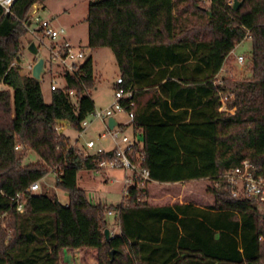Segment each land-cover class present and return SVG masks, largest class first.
I'll return each mask as SVG.
<instances>
[{
    "label": "trees",
    "instance_id": "1",
    "mask_svg": "<svg viewBox=\"0 0 264 264\" xmlns=\"http://www.w3.org/2000/svg\"><path fill=\"white\" fill-rule=\"evenodd\" d=\"M42 1L16 0L11 14L0 7V86L7 88L0 91V264H60L76 250L92 251L96 264H264V203L233 198L221 181L243 160L264 171V0H239L236 11L230 0H205L207 7L203 0L89 3L87 47L110 49L122 87L134 92L127 110L142 134L134 153L151 180L130 187L116 206L92 205L77 185L80 171H100L114 153L85 157L57 131L67 122L81 132L95 110L92 58L75 74L62 73L65 87L50 92L49 103L40 81L12 67ZM246 39L250 79L218 82ZM224 94L227 111H220ZM17 145L39 160L22 166ZM51 171L66 206L26 193ZM203 181L210 182L205 206L150 197L152 188ZM111 210L120 233L106 240Z\"/></svg>",
    "mask_w": 264,
    "mask_h": 264
},
{
    "label": "rangeland",
    "instance_id": "2",
    "mask_svg": "<svg viewBox=\"0 0 264 264\" xmlns=\"http://www.w3.org/2000/svg\"><path fill=\"white\" fill-rule=\"evenodd\" d=\"M95 0H43L37 5L39 11L38 17L45 19L49 22L54 29H64L66 33V39L70 40L73 46L81 49L89 50L87 47V23L86 16L88 11V5ZM204 5H206V1ZM231 4L233 0H230ZM35 11V7H34ZM33 11V12H34ZM182 19V18H181ZM26 27V26H25ZM27 30L26 34L20 39V51L18 53V60L12 62V67L19 69L22 75L31 76L32 68L36 64L39 58L43 57L45 60L46 73L41 76V89L43 91L44 99L46 103L50 102L49 87L53 79L61 86V71L59 69L50 68L47 52L45 49L40 48L37 56H33L27 51V45L30 43L37 44V40L41 37L40 30L37 28V24H32ZM46 42H48L46 40ZM251 49V42L249 39L244 40L242 43L235 47L234 53L229 56L225 61L221 73L217 76V81L222 79H228L232 81H244L250 79L248 54ZM90 51V50H89ZM93 63V73L96 81V87L90 91L91 100L94 102L95 109H105L111 105L114 99L113 84L117 77L120 76L117 63L110 49L99 48L95 51L89 52ZM237 56H242L244 61L242 64L237 63ZM49 67V68H48ZM5 86H0V91L6 90ZM225 95V94H224ZM223 95V96H224ZM227 96V95H225ZM147 99L145 96L142 101ZM223 108L227 111L226 101ZM222 109V111H224ZM231 113L233 111H230ZM117 119L123 123L126 122L124 115H118ZM88 122H91V118L88 117ZM58 125L57 131L63 136H66L70 145L75 143V140L79 136V133L70 127H63ZM62 128V130H60ZM103 127L100 123L94 121L90 124L85 132L81 135L78 146L84 145L89 140H95L96 146L90 152H95L98 147H103L105 150L111 148L110 144L102 143L95 139L96 133L102 131ZM129 134V131L127 132ZM17 155L21 158L22 166L35 163L39 159L29 149L19 146L16 151ZM125 172L119 168H101L100 171H86L82 170L77 174V185L83 189L86 193L87 199L90 203H101L107 206H116L123 200V179ZM56 174L51 171L47 176L42 178L39 183V190L35 194H45L48 197L56 196L60 203H68V196L66 193L61 192L55 188ZM210 185V182H191L189 184L183 183L177 186H164V188H152L150 197L152 201L171 204L174 202H192L197 206H205L209 203L210 196L206 193V188ZM156 190V191H154ZM154 191V192H153ZM157 194L164 195L160 197ZM106 220L108 223L113 222V217L106 214ZM86 254H81L79 263L81 264H95L96 261H90L88 256L94 259L93 252L87 251ZM70 256L64 255L60 264H75V262L69 258ZM86 258V260H85ZM95 260V259H94Z\"/></svg>",
    "mask_w": 264,
    "mask_h": 264
},
{
    "label": "built area",
    "instance_id": "3",
    "mask_svg": "<svg viewBox=\"0 0 264 264\" xmlns=\"http://www.w3.org/2000/svg\"><path fill=\"white\" fill-rule=\"evenodd\" d=\"M16 0H0V7L4 14H11V8ZM231 5V2H229ZM233 3V2H232ZM33 24H37L40 30L41 37L37 40L35 45L39 51L40 48L47 52L48 63L50 68L59 69L61 73L75 74L81 65L90 57L89 50L81 49L73 46L67 39L65 30L54 29L48 21L41 19L38 15H33ZM31 30V26H27ZM32 31V30H31ZM32 33H34L32 31ZM46 40L48 42H46ZM237 63L242 64L244 58L237 56ZM48 67V68H49ZM62 85L59 86L56 80L53 79L49 87V91L63 89L65 87L63 76L61 75ZM123 80L119 76L113 84L114 99L110 106L105 109H95L88 117L91 122H88V117L83 121V130L71 145L82 153L85 157H92L98 153L113 152L115 159L113 161H103L99 164L100 168L121 169L125 172L123 179L122 197H128V190L132 186L142 187L148 182H151L149 172L142 168V156L140 153H134V148H142V134L140 130H134V114L133 111L127 110V107H133V90L131 88H123ZM67 94L70 97H75L74 92L69 91ZM227 96H222L220 102L222 104L220 111H222ZM224 111H226L224 109ZM118 115H124L126 122L121 123ZM113 118L116 121V126L113 129L109 128L108 122ZM94 121L100 123L103 127L102 131L96 133L95 139L102 143L111 145L109 150L103 147H98L95 152H90L96 146L95 140H89L84 145L78 146L77 142L81 135L85 134L88 126ZM129 131V134L127 132ZM19 149L17 145L15 151ZM221 181L227 185L231 190L233 198L252 199L260 203H264V171H260L253 166L248 160H243L239 166L232 168L225 172ZM39 182H34L30 185L26 193L35 194L39 190ZM23 195H17L13 199L16 210L23 212ZM111 212H107L110 215Z\"/></svg>",
    "mask_w": 264,
    "mask_h": 264
},
{
    "label": "water",
    "instance_id": "4",
    "mask_svg": "<svg viewBox=\"0 0 264 264\" xmlns=\"http://www.w3.org/2000/svg\"><path fill=\"white\" fill-rule=\"evenodd\" d=\"M242 5V1H239V0H233V3H232V8L234 11H236L240 6ZM35 11L33 12V15L36 13V7L37 5L35 4ZM33 24V20H30L28 23H27V26H31ZM28 51L34 55V56H37L38 54V49L37 47L35 46L34 43L30 44L29 46V49ZM46 73V69H45V60L43 57L39 58L38 61L36 62V64L33 66L32 68V72H31V77L37 81H41V76L44 75ZM116 121L111 118L108 122V125H109V128L110 129H113L114 126H116ZM105 234V238L106 240L109 239V231L108 230H105L104 232Z\"/></svg>",
    "mask_w": 264,
    "mask_h": 264
},
{
    "label": "crops",
    "instance_id": "5",
    "mask_svg": "<svg viewBox=\"0 0 264 264\" xmlns=\"http://www.w3.org/2000/svg\"><path fill=\"white\" fill-rule=\"evenodd\" d=\"M39 11L40 10H37L36 9V15H38L39 14ZM67 38V37H66ZM70 43H71V41L70 40H68ZM33 43V42H32ZM32 43H30V44H32ZM30 44H28L27 45V51H28V49H29V46H30ZM35 44V43H34ZM72 44V43H71ZM73 45V44H72ZM235 50V49H234ZM234 50L232 51V53L230 54V55H232L233 53H234ZM28 53H30L29 51H28ZM39 53V52H38ZM31 54V53H30ZM32 55V54H31ZM38 55V54H37ZM229 55V56H230ZM34 56V55H33ZM35 57V56H34ZM229 58V57H228ZM227 58V59H228ZM222 70V69H221ZM220 70V71H221ZM219 73H221V72H219ZM42 90V89H41ZM42 93H43V91H42ZM43 97H44V95H43ZM45 100V99H44ZM46 102V101H45ZM59 125H61V126H63V127H69L68 126V123L67 122H61ZM62 127V128H63ZM62 128H60V130H62ZM64 137H66V136H64ZM67 139H70V138H68V137H66ZM55 173V172H54ZM58 199V198H57ZM62 205H64V206H66L67 205V202H65V203H61ZM92 205H95V204H93V203H91ZM111 212V214L110 215H108V216H111V217H113V222H111V223H108L107 222V224H108V231H109V234H110V236H114V235H118L119 233H120V229H119V226H118V224H117V222H116V218H117V213L114 211V210H111L110 211ZM87 252V251H86ZM81 254H86L85 253V251H81V250H76V251H74L73 253H65L64 255H68V256H70L69 258H71L74 262H75V264H81V263H79V259H80V257H81ZM86 258H88L90 261H94L95 262V260L93 259V258H91L90 256H88V257H86ZM86 258H85V260H86ZM96 264V263H95Z\"/></svg>",
    "mask_w": 264,
    "mask_h": 264
}]
</instances>
